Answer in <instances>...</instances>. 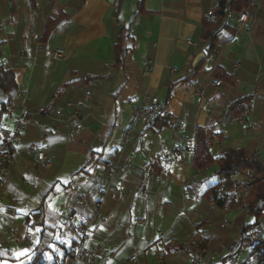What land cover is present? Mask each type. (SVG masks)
<instances>
[{
    "label": "crops",
    "instance_id": "1",
    "mask_svg": "<svg viewBox=\"0 0 264 264\" xmlns=\"http://www.w3.org/2000/svg\"><path fill=\"white\" fill-rule=\"evenodd\" d=\"M250 1L254 8H247ZM217 3L33 0L31 6L29 0H0V65L16 84L0 91V141L19 115L6 104L21 93L29 111L23 153L1 173L0 264H36L41 231L47 239L37 264H83L71 256L78 244L100 245L98 264H217L234 251L253 217L244 208L219 209L205 194L221 186L216 161L227 151L242 149L264 164V0H248L244 9L252 20L241 29L229 12L214 54L206 57L202 20ZM57 18L44 38L48 20ZM56 49L65 52L63 60L51 58ZM198 53L205 56L201 67L187 79ZM213 82L220 85L213 88ZM246 96L250 111L241 116L257 126L249 135L241 116L229 110ZM150 98H157L161 113L145 129L132 122V109ZM67 102L80 115L70 119L80 126L74 135L33 111L50 105L68 115ZM197 128L206 130V143L215 136L213 163L203 170L192 162ZM30 147L45 153L47 170L34 166ZM243 178L240 171L231 180ZM79 227L87 232L83 241L74 233ZM249 233L264 241V215ZM168 245L185 253L166 252ZM249 253L242 249L229 264H242Z\"/></svg>",
    "mask_w": 264,
    "mask_h": 264
},
{
    "label": "trees",
    "instance_id": "2",
    "mask_svg": "<svg viewBox=\"0 0 264 264\" xmlns=\"http://www.w3.org/2000/svg\"><path fill=\"white\" fill-rule=\"evenodd\" d=\"M248 0H218L217 5L211 10V14L215 17L213 22L209 21L207 17L202 20V33L201 39L203 41H208V46L205 50L206 57H210L214 54L215 44L217 42V37L221 30L226 29L222 24V19L225 17L226 12L237 13L242 11ZM31 6H33V0H29ZM59 21V18L54 21L48 20L45 31L44 38L49 34L50 28ZM1 57V52H0ZM200 63L196 69L191 71L187 79L193 78L199 68ZM217 75V72L215 73ZM16 87L13 72L10 69L4 68L0 65V91L7 93ZM251 96H246L237 102L233 103L229 110L231 115L238 117L249 113L250 111ZM2 109L0 108V114ZM207 132L202 128H197L194 134V151L192 162L197 170H203L213 163L212 157L209 153L210 144L206 143ZM218 171L217 174L219 178L226 182V187L230 192H238L241 190L242 185L231 180L235 174L244 170H251L253 172V177L251 182L247 184L248 191L242 195L239 199H235L233 196L220 198L217 196L219 189V184L210 188L206 194L205 198L210 202L215 204L219 209H237L244 208L249 216L253 217V223L246 225L241 230L240 240L236 243V248L228 256L219 260L217 264H229L240 251L244 248H249V257L242 264H250V259L252 257L257 258V264H264V241L254 239L249 231L256 227L264 215V164L259 163L255 159L247 158L244 155L242 149H233L227 151L223 156H221L216 161ZM150 172V171H149ZM26 223L29 227H34L35 225L26 218ZM37 225V224H36ZM40 226L45 228L44 223H40ZM47 239L43 231L40 233V239L36 246V254L33 261L37 264L39 260V253L45 249L46 245L44 241ZM24 242L29 244V235L26 234ZM234 245V244H233ZM166 252L176 251L185 253L181 246H166ZM72 256V254H71Z\"/></svg>",
    "mask_w": 264,
    "mask_h": 264
},
{
    "label": "built area",
    "instance_id": "3",
    "mask_svg": "<svg viewBox=\"0 0 264 264\" xmlns=\"http://www.w3.org/2000/svg\"><path fill=\"white\" fill-rule=\"evenodd\" d=\"M254 2L250 1L247 4V8H254ZM230 13L226 12L225 20H228ZM208 20L213 22L215 17L212 14L208 15ZM252 18L247 13V9H243L234 16L235 26L238 29L243 28L251 22ZM35 37V35H33ZM185 43L191 47L196 48L197 44L193 42L190 38L185 39ZM66 57L65 52L61 49H56L51 52V58L55 61L63 60ZM220 83L213 82L211 86L218 87ZM90 97V92L86 91L84 94V100L88 101ZM6 107L10 110L18 111V118L15 129L11 132L7 131L4 134V139L0 141V186L2 185L1 173L5 167L11 166L14 164L15 160L23 153V150L19 147L21 141V132L23 127L26 124L27 116L29 115L28 109L23 104V94H17L11 101L6 104ZM65 107L69 109L68 115L62 113L61 111L56 110L50 105H41L33 109L34 113L41 118H49L53 120L56 124H59L66 128L71 135H74L80 131L79 125H71L70 119L79 120L80 115L76 110L73 109V104L67 102ZM161 113V105L159 104L157 98L146 99L142 102L141 105L134 107L132 109V122L140 123V125L145 129L152 128L155 119ZM173 127L179 129L181 124L174 120L172 122ZM238 122L241 124L243 132L246 135H249L252 132L257 130L256 123L250 120H247L245 117L241 116L238 118ZM126 136L129 135L127 131ZM215 140L214 135H210L207 138V144H211ZM26 152L33 156L34 166L41 170H47L50 167V162L45 156V153L41 150H37L33 147L27 148ZM104 169L107 172L108 176L113 175V171L109 164H104ZM253 177V172L251 170H244V178L239 181L242 185V188L238 192H230L226 187V182L223 181L221 186L218 189L217 196L220 198L233 196L235 199H239L248 191V186ZM114 197V196H112ZM96 218L101 221L103 220L100 216L96 215ZM142 224V222H140ZM227 225V220L223 221V226ZM74 233L79 236L80 240H85L87 237V232L85 228L79 227L75 228ZM256 239V235L253 236ZM240 240V239H239ZM238 240V241H239ZM102 247L100 245L94 246L92 248H84L78 244L73 250H71L72 258L82 262L83 264H98L97 258ZM232 251V249H230ZM68 252V250H66ZM136 257L132 256L129 261H135Z\"/></svg>",
    "mask_w": 264,
    "mask_h": 264
},
{
    "label": "water",
    "instance_id": "4",
    "mask_svg": "<svg viewBox=\"0 0 264 264\" xmlns=\"http://www.w3.org/2000/svg\"><path fill=\"white\" fill-rule=\"evenodd\" d=\"M114 0H108L109 3H113ZM11 7V4H9V8ZM204 54L203 53H198L193 61H192V64H191V68L192 70L196 69L198 64L204 59Z\"/></svg>",
    "mask_w": 264,
    "mask_h": 264
},
{
    "label": "snow or ice",
    "instance_id": "5",
    "mask_svg": "<svg viewBox=\"0 0 264 264\" xmlns=\"http://www.w3.org/2000/svg\"><path fill=\"white\" fill-rule=\"evenodd\" d=\"M36 231H39V229H36Z\"/></svg>",
    "mask_w": 264,
    "mask_h": 264
}]
</instances>
